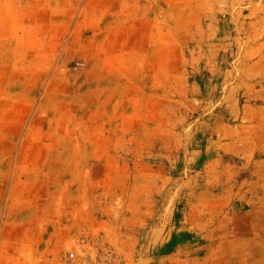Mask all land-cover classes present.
I'll return each mask as SVG.
<instances>
[{
  "label": "rangeland",
  "instance_id": "obj_1",
  "mask_svg": "<svg viewBox=\"0 0 264 264\" xmlns=\"http://www.w3.org/2000/svg\"><path fill=\"white\" fill-rule=\"evenodd\" d=\"M0 264H264V0H0Z\"/></svg>",
  "mask_w": 264,
  "mask_h": 264
},
{
  "label": "built area",
  "instance_id": "obj_2",
  "mask_svg": "<svg viewBox=\"0 0 264 264\" xmlns=\"http://www.w3.org/2000/svg\"><path fill=\"white\" fill-rule=\"evenodd\" d=\"M81 66H83L82 63H77L76 66H75V69H78V68H80Z\"/></svg>",
  "mask_w": 264,
  "mask_h": 264
}]
</instances>
